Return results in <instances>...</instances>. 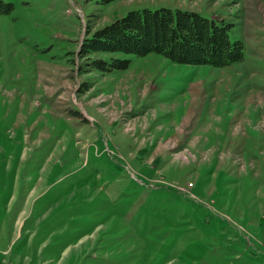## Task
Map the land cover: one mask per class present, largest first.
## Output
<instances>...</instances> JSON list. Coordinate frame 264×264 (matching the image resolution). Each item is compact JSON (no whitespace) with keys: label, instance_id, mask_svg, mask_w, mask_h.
I'll list each match as a JSON object with an SVG mask.
<instances>
[{"label":"rangeland","instance_id":"rangeland-1","mask_svg":"<svg viewBox=\"0 0 264 264\" xmlns=\"http://www.w3.org/2000/svg\"><path fill=\"white\" fill-rule=\"evenodd\" d=\"M0 1V264H264V0ZM159 7L231 24L243 60L79 56Z\"/></svg>","mask_w":264,"mask_h":264},{"label":"trees","instance_id":"trees-1","mask_svg":"<svg viewBox=\"0 0 264 264\" xmlns=\"http://www.w3.org/2000/svg\"><path fill=\"white\" fill-rule=\"evenodd\" d=\"M114 0H99L107 4ZM11 5L0 1V13ZM231 24L181 8H141L128 11L93 31L87 29L78 49L81 58L92 53L118 52L133 56L160 54L172 62L225 67L244 58L240 40H230ZM129 58H91L88 65L100 72L124 70Z\"/></svg>","mask_w":264,"mask_h":264}]
</instances>
